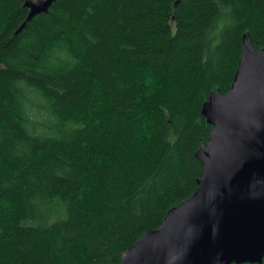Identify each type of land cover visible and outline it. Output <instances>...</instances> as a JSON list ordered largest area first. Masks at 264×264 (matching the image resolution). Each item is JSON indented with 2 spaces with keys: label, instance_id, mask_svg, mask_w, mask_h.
Masks as SVG:
<instances>
[{
  "label": "trees",
  "instance_id": "obj_1",
  "mask_svg": "<svg viewBox=\"0 0 264 264\" xmlns=\"http://www.w3.org/2000/svg\"><path fill=\"white\" fill-rule=\"evenodd\" d=\"M24 3L0 0V264H121L197 190L264 0H56L19 32Z\"/></svg>",
  "mask_w": 264,
  "mask_h": 264
},
{
  "label": "water",
  "instance_id": "obj_2",
  "mask_svg": "<svg viewBox=\"0 0 264 264\" xmlns=\"http://www.w3.org/2000/svg\"><path fill=\"white\" fill-rule=\"evenodd\" d=\"M56 0H25L18 31ZM214 128L196 156L197 190L162 225L123 252L121 264H242L264 258V49L244 40L236 82L204 107Z\"/></svg>",
  "mask_w": 264,
  "mask_h": 264
}]
</instances>
